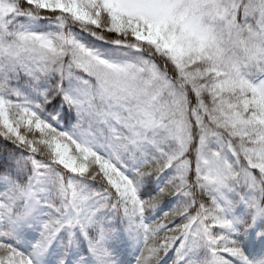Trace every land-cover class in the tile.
<instances>
[{
	"label": "snow or ice",
	"instance_id": "1",
	"mask_svg": "<svg viewBox=\"0 0 264 264\" xmlns=\"http://www.w3.org/2000/svg\"><path fill=\"white\" fill-rule=\"evenodd\" d=\"M0 264H264V0H0Z\"/></svg>",
	"mask_w": 264,
	"mask_h": 264
},
{
	"label": "trees",
	"instance_id": "2",
	"mask_svg": "<svg viewBox=\"0 0 264 264\" xmlns=\"http://www.w3.org/2000/svg\"><path fill=\"white\" fill-rule=\"evenodd\" d=\"M164 210H167V208H165Z\"/></svg>",
	"mask_w": 264,
	"mask_h": 264
}]
</instances>
